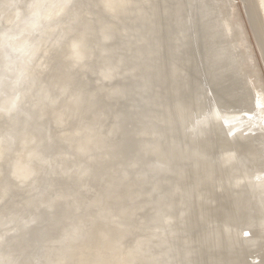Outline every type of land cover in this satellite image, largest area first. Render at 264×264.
I'll return each mask as SVG.
<instances>
[{
	"label": "rangeland",
	"instance_id": "rangeland-1",
	"mask_svg": "<svg viewBox=\"0 0 264 264\" xmlns=\"http://www.w3.org/2000/svg\"><path fill=\"white\" fill-rule=\"evenodd\" d=\"M58 1L59 0H0V152L1 154H3V156L0 158V264H64L62 261L55 263L60 255L65 256V264H91V260L95 258V252L98 253L99 250H104L105 247H109L111 245V243L104 238H98L97 240L93 238V236L97 233V231L95 230H97L107 219H121L123 211L122 213L119 212H121V210L123 209L125 213L131 217V221H133V229L132 231L122 233L118 237L119 241H123L124 243L121 251L125 252V250L128 248L130 250L132 249L131 251L133 254H138L142 251H146L148 254L154 253L153 255H148L145 258L146 260L144 264H164L165 262H168V260L170 259L169 257L171 256L167 255L169 257L166 258V254L174 251V247H179L181 252L189 251V258L193 260V263L191 262V264H195V262L196 264H202V262L203 264H264V186H255L256 180L259 175L263 176L264 173V153H262L264 152V119H262L261 121V118H258V121L256 122H251L248 120L252 118L253 114L257 113L259 110H264L262 109L264 103L261 104V100H264V54L262 53L264 52V21L263 17L260 15L261 13L259 11V6L257 3L258 0H210L211 2L209 0H198V2L197 0H182L183 5H179L180 8L177 7L176 9L175 6H173L174 0H166L167 2L164 1L165 3L163 2V0H152V3H149L152 4L151 6L147 3L148 7H150L145 8V10L146 13L149 14L148 18L151 20V24L148 23L149 25H151V27L149 26V29H152L149 36L150 38L148 37V44L153 45V43H156L154 45L157 48L154 47L153 49L156 48L155 51L157 53L158 51H161V53L163 52L164 54H167L168 51H171L173 45H177L176 54H178V56H181H179V59H176L174 57H170L168 59L164 58V60H166V63H164V69L166 71H163V75L161 76V78L164 79L165 83L172 84L170 86H167L168 90L165 94L166 97L162 100V102H164H161L160 104L161 106H166H162L164 107L163 109L161 108L163 110V114L161 113L160 108L157 109V111H160H153L152 113H150L148 118L149 122L146 124H139L138 127L140 128L137 132L139 134L143 131L146 132V136L142 135V137L147 141L154 139V137L158 140L159 138H162L159 140L160 144L158 146V149L160 150V152L163 151L164 154L167 153V151H170L169 154L166 155L168 160H166L165 158L162 159L170 162L169 165L172 163V167L167 164V168L165 170V167L163 165L161 168L162 170L157 171V168L154 170V168H152L151 166L143 165L144 161H146L150 156L149 154H147L146 157L142 159L141 163H139L140 165L133 164V166L135 167H133V169L129 170L128 172L125 171V168L128 164H131L132 158H135L137 155L139 157L140 146L139 143L136 145L134 144L135 146H132L133 144H129L128 142L130 141V137L126 135L122 130V125H119V129V127L115 126L114 124H119L118 122L123 123L124 121L131 120L140 113L138 112V107H140L141 105V102L138 103L139 100L136 101V103H138L136 104L138 105V107L135 106L136 108H134V103H132L134 104L133 106L130 103V105L133 107L132 111L136 109L137 111H135L137 113H134L131 110L129 111L131 106L129 107V104L127 103L131 101L132 97L134 96L133 94L138 90L136 86H138L139 84H137V82L140 83L141 80L139 81L138 79H134L135 81H133V79L130 80L127 75H125L129 72H141V70L143 71L145 68L144 63L138 64V58L135 59L136 54L138 55V40L140 39V36H137L139 33L137 30L139 29H131V27L126 25L127 22L123 17L119 18V16H115L112 12L109 11L104 12L106 15V19L103 13L101 22L104 25H107L113 21L114 31L115 33L116 31H118V33L116 34L120 37L118 39L122 41V48L119 50L122 51L121 57L118 59L114 58L116 57V51L107 53V55L101 58L100 61L96 62V66L98 69V72L96 74L92 72L89 76L82 77L85 80L83 82V85H81V88L84 90L83 92H85V98L83 99L82 103L69 102L66 100V102L61 103L64 100L63 98H57L58 101L56 100L54 102L44 103L46 95L52 89L54 83L53 74L55 72L54 66L44 68L45 64L51 62L54 57L61 56L62 53L60 50H62L67 42L66 36L64 35H67L69 33L72 34L73 32H79L83 27V24L85 25L87 22H89L88 19H92V17L95 16L94 14L97 13V7L90 0H79L77 1V3H74L75 0H70L69 4L64 5L63 7H56ZM138 1L124 0V4L121 6L120 10H122L123 13L126 11L131 12L134 10L131 9V7L133 8L137 4L134 6H130V4L136 2L138 3ZM116 2L119 3V1L117 0ZM182 2L179 1L178 3L182 4ZM73 3L74 5H79V17L77 16V19L79 20L70 27H67L64 25V21L67 17H71L68 14H71L73 12V8L75 7ZM129 6L130 9L128 8ZM158 7L160 10L158 9ZM160 7H165L166 9H161ZM90 8L92 9V11ZM154 8L155 10H153ZM248 8L251 12L248 10ZM168 9H170V11ZM93 10H96L95 13ZM151 10H153L156 15ZM253 10L254 13H252ZM206 12L209 14H207ZM249 13L253 17L252 21V17L249 16ZM151 14L153 16V20ZM183 15H185L184 19ZM149 16H151V18ZM178 16H180L181 18ZM258 16L261 17V21ZM164 17L167 19H165ZM108 18L111 21H108ZM171 18L174 20V22L173 20H171ZM248 19H250V21ZM169 20L170 22L168 23ZM175 20L177 21V23L180 21V23H178V25H173V23L175 24ZM123 22L124 24H122ZM204 22H209L210 25H206ZM164 23L166 25H164ZM250 23H252V26L256 28L257 32L255 28H252ZM183 24H185L186 26ZM204 24L209 28V30L208 28L204 30V28H206L204 27ZM154 25H156V27ZM179 25H181L182 27ZM166 26L168 28H166ZM145 27L148 28V26L146 25ZM146 28H144V30H146ZM170 29L174 31L172 32L170 31ZM59 31H63L64 35L63 37L56 39L54 37V34ZM183 31L184 33L186 32L185 36ZM133 32L137 35H135ZM256 33L259 35H257ZM31 34L34 35L32 36ZM179 34L181 35L179 36ZM36 35H39L40 37H36ZM261 35L263 36V38ZM34 36L38 40L36 47H34L35 45L33 44H28V47L22 50L20 46L23 43L32 42L33 40L31 38ZM158 36L164 37L167 40L164 45H161V43L159 42V39H161V37ZM127 37H129V40H127ZM130 37L132 40L130 39ZM168 39L170 41H168ZM184 39L187 40L185 41ZM155 40L157 42H154ZM180 40L182 43L180 42ZM86 41L91 42L90 39ZM107 43L109 45L111 41ZM112 43L114 46L113 41ZM125 43L127 45L130 43V46H125ZM226 43L228 44L227 46ZM134 44H136L137 46ZM148 44L146 43V45ZM113 46L112 44H110L107 47ZM135 46L137 47V51L135 49ZM258 46H260L262 49L260 50V47ZM130 47L134 49L135 56L133 58L134 60H130V58L128 61L126 60V58L128 57H126L125 55L129 54L127 53L128 51L131 52L130 50H133ZM51 49L54 56L51 55ZM139 49H141V47ZM83 52H85L86 54L84 58L94 59V57L92 56L95 53H91L93 51H91L90 48L83 50ZM246 54L248 57L246 56ZM122 57L124 60H122ZM125 60L126 62H124ZM171 61H176V67L173 66V68H179L180 71L171 70L172 66L170 65V63H173ZM109 64L114 66L113 75H108L109 72L107 71V69ZM128 64L129 67L126 66ZM152 64L150 63V65ZM122 66L124 68H128L126 69L127 72L126 70H124V68L123 71H121ZM141 67L142 69L140 70L139 68ZM184 68L187 69L184 70ZM76 70V72L79 71V69ZM196 70H198V72L194 73L196 72ZM118 74L119 76H121L122 74H124L125 76L123 75L124 77H119ZM185 76L186 79H184ZM115 77L117 78V80ZM119 78H122V80H120ZM123 78L129 79L128 81L127 79H125L128 82V87L127 85H125L126 83ZM172 78H174L173 83H169L171 82L170 80ZM110 80H112V82H116L112 83ZM107 81L110 82L108 83ZM129 82H132L133 84L135 83L134 86H132L133 84ZM104 83L109 84L110 86L107 85L109 87H105L106 84L104 85ZM112 84H114V86H111ZM119 85L126 86L127 89L123 87L120 91L122 92V94L119 92L114 94L111 93L112 89L115 86ZM130 85L132 87L131 91L129 89L131 88ZM133 87H136V90L135 88L133 89ZM212 90L214 91L212 92ZM156 92H164V88L161 90L158 89L156 90ZM129 93L130 95H133L130 96L131 99H128L129 96H127L128 98H126V94L128 95ZM169 94L171 96H169ZM109 96L111 98H109ZM114 96L116 98L119 97V100L114 98ZM102 97L104 100L102 99ZM105 98H107V101ZM108 99H110L111 102ZM98 100L100 102H98ZM255 100L257 101L256 103ZM114 101H117L115 102L116 104L114 103ZM177 102H179L180 105H178ZM86 104H89L90 106V110L88 111V113H86V115H83V117V113H81V116H79V120L76 119L77 122L74 121L75 118H72L70 116V113L73 110L74 112H77L78 110L85 108V106L83 105ZM122 104H124V106H127L124 107ZM172 104L173 107H170L172 106ZM177 105L179 106V109L177 108ZM185 105H187V109L189 108L191 111L186 110V112ZM117 110L122 116L119 120L114 119V114L112 115V113ZM178 110L181 111L178 112ZM104 112L105 114L103 118L99 120L98 123H96L94 126H92V138L84 148V145L86 144L84 141L85 133L79 131L74 132L76 126L79 124L85 126L89 125L91 124L94 115ZM194 112L196 115L194 114ZM217 113L218 115L222 116L229 113H233L236 116L241 115L242 117L240 116L238 118L243 120V122L245 123L249 121L251 124L247 123L245 125L249 124L250 127L253 126V130L249 131L248 129V133L239 130L240 134L238 136L240 142L236 144L232 141L233 139L231 140L233 133L230 132V130L226 126H224L225 124L221 122L222 120L217 119ZM173 114L175 117H173ZM188 114H191L190 117L188 116ZM183 115L184 118L186 117L185 119L187 121L185 119H182ZM200 115L201 118L199 119ZM195 116L199 119V122L198 119H194ZM202 116L205 117V120L202 118ZM163 117H165L164 122L166 123L164 127L163 123L158 127L157 123H160L159 120L162 121ZM172 117L176 118V121ZM195 120L197 122H195ZM188 121L190 123H187ZM207 121L208 123L212 121L210 123H213L212 126L208 124ZM177 122L178 125H176ZM198 123L200 124L198 125ZM201 123L203 126L201 125ZM153 126H156L157 128H154ZM173 126L174 130H172ZM192 126H194V128ZM209 126L213 127L212 130ZM161 127H163L164 130L161 129ZM175 127H177V129H175ZM186 127L189 128L187 129ZM113 128L117 129V132H114V134H112V132L110 131ZM223 128L225 132L223 131ZM45 130L50 133V136L45 135ZM176 130L178 131L176 132ZM203 130L204 132L207 130L205 133L208 136L204 135L205 133L202 132ZM191 131L192 135L194 134L193 137L190 136ZM211 131L212 133H210ZM70 133L74 134H72L69 143L66 145L63 144L65 141V137ZM170 134L173 135L171 136ZM168 135H170V138L173 137V140L177 139L176 141L178 142V144H175L177 143L176 141L175 143L171 144L168 141ZM107 136L111 138V141H107ZM206 136L209 139L206 138ZM199 137L200 139L204 137V142L203 140L198 139ZM194 139L199 143L193 141ZM222 140L225 141V143H222ZM207 141L209 143H206ZM195 142L196 144L194 145ZM166 144L171 148H169V146H167ZM176 145L178 147H176ZM182 145L186 148H184ZM188 145H190L191 147H188ZM136 147L139 154H137ZM193 147H195L196 149L193 150L196 152H200L202 156L200 155V153H196L198 154V156H195L196 154L192 153L194 151L190 150V148ZM220 148L223 150H220ZM187 153L190 154L191 157H187ZM193 154L195 157L193 156ZM174 155H176L174 160H171L170 157L173 158ZM209 156L210 158H208ZM212 160L213 162H211ZM167 162H164V164H166ZM83 163L87 168H96L98 170V177H88L83 172ZM213 163L214 165H210ZM181 165L186 169L181 168ZM202 165L205 166L202 167ZM198 166H200V168ZM218 166L221 168L219 169ZM210 167L212 170L210 169ZM189 168L191 173H189L190 171H188ZM196 168L197 172L195 171ZM183 169L185 170L184 172ZM200 170H207V172L205 171L203 173L200 172ZM208 170L210 172V175L208 173ZM168 171H172L171 174H169ZM166 172L167 174H169L168 176H172V181H170V177H167L168 179L164 181L165 183L163 182V184L159 187H154L155 181H158L161 176L162 178L165 175L167 176ZM107 174H109L110 176L111 184L103 189L102 193L98 194L99 196H95L96 190L100 188L104 180L103 178ZM175 174L176 176L182 175L180 177H176V179L182 181L180 185L179 183H177L178 180L174 182V180H176L175 177H173L175 176ZM255 174L257 175L255 176ZM185 175L187 176V180H185ZM223 175L227 176V178ZM202 176L205 177L203 178ZM181 177L183 178V180L181 179ZM196 177L197 179L194 180ZM245 177L247 178L245 181H243L242 179ZM200 179L205 180L200 181ZM239 179L242 181L238 185V189V186H235L233 183ZM210 181L213 183H210ZM202 182L206 185L203 186L204 190L202 189V185H204L202 184ZM86 184H88V186H86ZM181 184L183 185L182 191ZM249 184L252 186V188L249 186ZM196 185H199V187ZM161 187H164L165 189ZM204 187H207V189ZM213 187H215L216 189ZM211 189L214 190L213 193H210V191L212 192ZM221 189H223V191ZM194 190L197 192L195 193ZM230 190H232V193H230ZM242 191L244 194L246 192L245 195L243 194V198L241 195ZM186 193H190L191 197H189L190 195L188 196V194ZM223 193L226 196H224ZM239 194L241 196H239ZM186 195L189 197L187 200L184 199ZM200 195L202 196L200 197ZM231 195H233L234 197ZM100 196L101 199L99 200L98 197L100 198ZM193 196L196 200H193ZM94 197H97V200ZM75 198L81 199L83 201H91L94 198L96 201L93 200V202H95L96 204L91 205L88 208L87 214L84 215L81 209H77L74 207L73 199ZM127 198H132V201L128 202V204L126 205V203L124 202L127 200ZM232 198L233 200L231 201ZM159 199L165 202H172L174 207L172 208L171 213L170 211H168L166 214L162 215V221L160 223H158L157 225L155 224L156 226H153V223L151 224L154 219H152V214L154 210H157L158 207L162 206L158 205ZM235 199L236 201H234ZM182 200L186 201V203L182 202ZM189 200H191L193 206L189 205L191 204ZM226 200L228 204L226 203ZM238 200H241V202H239ZM109 201L112 202L109 203ZM197 201L199 202L197 203ZM249 201L256 202H253L252 206H249ZM201 202L202 204H200ZM232 202L235 203L233 204ZM236 202L239 203L240 206H238ZM121 204L123 205L121 206ZM190 206L192 207V209L189 210ZM207 206L209 207L206 209ZM233 206L235 207V209ZM236 207H238L239 209ZM197 209H199V211ZM219 209H221L224 214ZM228 209L230 211H228ZM260 209H262L261 212H259ZM188 210L191 211V213H188ZM201 211L202 217H199ZM234 211L236 212L237 216ZM242 212H244L247 217L241 222L240 215L244 214ZM98 213L100 214V216L98 215ZM196 215L199 218H197V220L199 221L198 223L197 221H195V217H197ZM210 215H213V217H210ZM222 216H225V219L222 218ZM206 217L210 221H208ZM164 218L166 221L164 220ZM220 219H222V221ZM185 221L187 223H184ZM234 222L237 223L236 226ZM74 225L80 226V231L83 228L82 232L76 235L75 238L66 236ZM184 230L187 232H185ZM237 230H239V233L237 232ZM202 233H204V235ZM201 234L202 236H200ZM250 234L254 235L250 236ZM194 236L197 238H195ZM259 236L262 238L260 239ZM168 238L170 239V241H178L177 244H175L174 242L172 243V241L169 242ZM235 238L238 239L236 240ZM209 240L211 241L210 243ZM216 241L218 242L216 243ZM185 242L189 245L186 246V244H184ZM190 242L194 244L191 245ZM259 242H262L263 244ZM163 243L168 246L166 247V245H163ZM179 243H183L184 246H181ZM215 244L217 247H214ZM52 245L54 247L52 250L54 251L51 255H49L48 259L45 260L43 254L44 250L48 249L49 246ZM164 249L166 252H164ZM167 250L169 251V253ZM203 250H205V252ZM124 252H120L121 256ZM108 253L109 251H105L103 253L107 262L108 260H110V255H108ZM160 258H162L163 260ZM243 258L244 263L242 260ZM164 259H167V261ZM170 260L169 262H171ZM205 260L206 263L204 262ZM179 262L185 263V261L183 260H180ZM173 263L175 264V262H173L172 260V262L168 264ZM176 263L178 264V262Z\"/></svg>",
	"mask_w": 264,
	"mask_h": 264
},
{
	"label": "bare ground",
	"instance_id": "bare-ground-1",
	"mask_svg": "<svg viewBox=\"0 0 264 264\" xmlns=\"http://www.w3.org/2000/svg\"><path fill=\"white\" fill-rule=\"evenodd\" d=\"M77 1H79V0H75L74 1V3H77ZM90 1H92V3H94L95 4V6L97 7V13L96 14H94L95 13V11H94V17H92V19L91 18H89L88 20H89V22H87L85 25L83 24V27L81 28V30L79 31V32H73L72 34L71 33H69V34H67V35H64L63 34V31H59V32H56L55 34H54V37L56 38V39H58V38H60V37H63V35L64 36H66V40H67V42H66V44H65V46L62 48V50H60L61 51V56H56V57H54V59L51 61V62H49V63H47V64H45V66H44V68H48V67H50V66H54V74H53V80H54V83H53V86H52V89L50 90V92L46 95V99H45V101H44V103L46 102V103H50V102H54V101H56L57 100V98H63L64 100L61 102V103H64V102H66V101H69V102H76V103H82L83 102V99L85 98V92H83L84 90L81 88V85H83V82L85 81L82 77H87V76H89L92 72L93 73H97L98 72V69H97V66H96V62H98V61H100V59L101 58H103L104 56H106L107 55V53H109V52H114V51H116V57H114L115 59H118V58H120L121 57V54H122V51H119L121 48H122V41L120 40V39H118V38H120L116 33H118V31H116V33H115V31H114V22L112 21V22H110L109 24H107V25H104L102 22H101V17H103V15L105 16V19H106V15H105V13L104 12H112L115 16H119V18L120 17H123L124 19H125V21L127 22V26H129V27H131V29L132 28H135V29H133V30H136L137 28L139 29V30H137L139 33H138V35L137 34H135L134 32V34L135 35H137V36H140V39L138 40V38H137V40L139 41L138 42V51H137V45L136 44H134V45H136L135 46V49H136V51L138 52V55L136 54V56L134 55L135 53H134V49L133 48H131V49H133V50H130L131 52H129L128 50H125V51H128L127 53H129V54H127V55H125L126 57H128V58H126V60H128L129 61V59L130 60H134L133 58H134V56H135V59L136 58H138L137 59V63L138 64H141V63H144L145 64V68H146V70H145V68H144V70L142 71L141 69H142V67L141 68H139L140 70H141V72H137V73H133V72H129V73H127V74H125V75H127V77L131 80V79H133V81H135L136 79H138L139 81L141 80V82L140 83H138L137 82V84H139L138 86H136L137 87V91H136V93H134V92H131V93H134L133 95L131 94L130 95V93L127 95L126 94V98H128L127 96H129V98L128 99H131L130 98V96H133L132 97V99H131V101H129L127 104H129L128 106L130 107L131 105L133 106L134 104V108H136V107H138V105H136V104H138L139 102H141V105H140V107H138V112H140L139 114H137L136 116H135V118H133V119H131V120H127V121H122L123 123H120V122H118L119 124H114L115 126H117V127H119V129H120V126L119 125H122V130L125 132V134L126 135H128L129 137H130V141L128 142L129 144H133L132 146H135L136 144H138L139 143V152H140V154H139V152H138V149H137V147H136V149H137V154H139V157H138V155L135 157V158H132V161H131V164H128L127 166H126V168H125V171H129V170H132L133 169V167H135V166H133V164L134 165H138L139 163H141V161H142V159L144 158V157H146V155L147 154H149L150 156H149V158L146 160V161H144V164L143 165H148V166H151L152 168H154V170L157 168V171H159V170H162L161 168H162V166L164 165V167H165V170H166V168H167V164L169 165V163L170 162H167V161H165V159L166 160H168V158H167V154H169V152L170 151H167V153H165L164 154V152L162 153V152H160V150L158 149V146H159V144H160V139H162V138H159V140L157 139V138H155L154 137V139H152V140H150V141H147V140H144V138L142 137V135L143 136H146V132H141L140 134L137 132L138 131V129L140 128V127H138V125L139 124H146V123H148L149 122V120H148V118H149V115H150V113H152L153 111H157V109H163L165 106L164 105H162V106H164V107H162L160 104H161V102H162V100L166 97V93H167V86H170V85H172V84H168V83H165V81H164V79H162L161 78V76L163 75V71H166L164 68H165V66H164V63H166V60H164V58L165 59H168V58H170V57H174V58H176V59H179V56H181V55H179L178 56V54H176V51H177V49H176V46L177 45H173V47L171 48V51H168V53L167 54H164L163 52V54L161 53V51H158V53L155 51V49L157 48L154 44H156V43H153V45H150V44H148L149 43V41H148V39L150 38L149 36H150V34H151V30L149 29V26L151 27V25H149L148 23H150L151 24V20L148 18V15L149 14H147L146 13V10H145V8H149L152 4H149V3H152V0H149V1H142V0H137L138 1V3L136 2V3H131L130 4V6H134V5H136L135 7H131V9H134L133 11H131V12H122V10H120L121 9V6L124 4V0H117V1H119V3L118 2H116V0H90ZM98 1V2H97ZM162 1V0H161ZM164 1H166V0H163V2ZM167 1H169V0H167ZM166 1V2H167ZM179 1H181L182 2V0H174V5L173 6H175V9L177 8V7H179V5L180 6H182L183 5V2H182V4H180V3H178ZM188 1V0H187ZM186 1V2H187ZM190 1V0H189ZM192 1V0H191ZM210 1V0H209ZM259 1V2H258ZM257 1V3H258V6H259V11H260V15L263 17V21H264V0H258ZM69 2H70V0H59L58 2H57V4H56V7H59V6H61V7H63L64 5H67V4H69ZM73 2V1H72ZM158 2V1H157ZM194 2V1H193ZM197 2H198V0H197ZM211 2V1H210ZM251 2V1H250ZM256 2V1H255ZM74 3H73V5H74ZM150 5L149 7H148V4ZM154 3V2H153ZM162 3V2H161ZM165 3V2H164ZM249 3V2H248ZM72 4V3H71ZM155 4V3H154ZM168 4V3H167ZM209 4V3H208ZM248 5V4H247ZM75 7L73 8V12L71 13V14H68V15H70L71 17H67L66 19H65V21H64V25L65 26H67V27H70L71 25H73L74 23H76V22H78V20L79 19H77V16H78V14H79V11H80V9H78V7H79V5L78 4H76V5H74ZM130 6L128 7L129 9H130ZM156 6H157V4H156ZM159 6V5H158ZM249 6V5H248ZM125 7H127V6H125ZM124 7V8H125ZM153 7V6H152ZM194 7V6H193ZM202 7V6H201ZM247 7V6H246ZM251 7V6H250ZM92 8V7H91ZM90 8V9H91ZM161 8V7H160ZM165 8V7H164ZM164 8H161V9H164ZM173 8V7H172ZM171 8V9H172ZM180 8V7H179ZM178 8V9H179ZM199 8V7H198ZM231 8V7H230ZM157 9V8H156ZM158 9H159V7H158ZM166 9V8H165ZM187 9V8H186ZM194 9V8H193ZM206 9V8H205ZM232 9V8H231ZM233 9H234V7H233ZM246 9V8H245ZM255 9V8H254ZM148 10H150V9H148ZM147 10V11H148ZM153 10H155V8L153 9ZM153 10H151L152 12H153ZM160 10V9H159ZM169 11H170V9H168ZM210 10V9H209ZM212 10V9H211ZM248 10L250 11V9L248 8ZM88 11V10H87ZM91 11H92V9H91ZM164 11V10H163ZM167 11V10H166ZM182 11V10H181ZM258 11V10H257ZM162 12V11H161ZM251 12V11H250ZM91 13V12H90ZM104 13V14H103ZM154 14H155V12H153ZM166 13V12H165ZM182 13V12H181ZM207 13V12H206ZM217 13V12H216ZM248 13V12H247ZM252 13H254V10H253V12ZM257 13V12H256ZM255 13V14H256ZM103 14V15H102ZM153 14V15H154ZM163 14V13H162ZM207 14H209V13H207ZM258 14V15H259ZM156 15V14H155ZM168 15V14H167ZM180 15V14H179ZM191 15V14H190ZM151 16H152V14H151ZM151 16H149L150 18H151ZM176 16V15H175ZM249 16H251L250 15V13H249ZM248 16V17H249ZM79 17V16H78ZM107 17H108V14H107ZM158 17V16H157ZM178 17H180V16H178ZM184 17H185V15H183V19H184ZM203 17V16H202ZM206 17V16H205ZM205 17H204V19H205ZM219 17V16H218ZM237 17V16H236ZM247 17V18H248ZM252 17V16H251ZM250 17V18H251ZM259 17V16H258ZM86 18V17H85ZM165 18V17H164ZM175 18V17H174ZM181 18V17H180ZM207 18V17H206ZM217 18V17H216ZM220 18V17H219ZM260 18V21H261V17H259ZM258 18V19H259ZM82 19H83V17H82ZM104 19V18H103ZM155 19V18H154ZM165 19H167V18H165ZM169 19V18H168ZM178 19V18H177ZM200 19V18H199ZM150 22H149V21ZM152 20H153V16H152ZM171 20H173L172 18H171ZM180 20V19H179ZM232 20V19H231ZM249 21H250V19H248ZM253 20V17L251 18V21ZM108 21H111V20H109V18H108ZM146 21H147V23H146ZM161 21H163V20H161ZM161 21H158V22H161ZM185 21V20H184ZM198 21V20H197ZM207 21H208V19H207ZM212 21V20H211ZM210 21V22H211ZM217 21V20H216ZM256 21V20H255ZM254 21V22H255ZM258 21V20H257ZM170 22V20L168 21V23ZM172 22V21H171ZM173 22H174V20H173ZM172 22V23H173ZM154 23H156V22H154ZM167 23V22H166ZM168 23H167V25H168ZM178 23H180V21L178 22ZM178 23H177V21L175 20V24L173 23V25H178ZM182 23H185V22H182ZM202 23V22H201ZM205 23V22H204ZM122 24H124V22L122 23ZM206 25H208L209 24V22L207 23H205ZM204 24V25H205ZM251 24V26H252V23H250ZM119 25H120V23H119ZM145 25L146 26H148V28H146L145 27ZM152 25H153V22H152ZM164 25H166L165 23H164ZM183 25H185V24H183ZM206 25L204 26V27H206ZM210 25V24H209ZM214 25V24H213ZM257 25V24H256ZM155 27H156V25H154ZM169 26V25H168ZM179 26H181V25H179ZM186 26V25H185ZM262 26H263V24H262ZM159 27V26H158ZM175 27H177V26H175ZM182 27V26H181ZM144 28H146V30H144ZM163 28V27H162ZM166 28H168L167 26H166ZM170 28V27H169ZM174 28V27H173ZM186 28V27H185ZM208 27H206V28H204V30L205 29H207ZM252 28H255V27H253L252 26ZM259 28V27H258ZM260 28H261V26H260ZM159 29V28H158ZM179 29V28H178ZM263 29H264V27H263ZM165 30V29H164ZM167 30V29H166ZM185 30V29H184ZM187 30V29H186ZM208 30H209V28H208ZM255 30H256V28H255ZM136 31V32H137ZM154 31V30H153ZM155 31H156V29H155ZM170 31H172L171 29H170ZM174 31V30H173ZM172 31V32H173ZM177 31V30H176ZM260 31V30H259ZM71 32V31H70ZM143 32V33H142ZM182 32V31H181ZM188 32V31H187ZM212 32V31H211ZM227 32V31H226ZM256 32H257V30H256ZM263 32V31H262ZM157 33V32H156ZM164 33V32H163ZM167 33H169V32H167ZM183 33H184V31H183ZM201 33V32H200ZM254 33H255V31H254ZM177 34V33H176ZM185 34H186V32L184 33V36H185ZM257 34V33H256ZM255 34V35H256ZM261 34V33H260ZM32 35V34H31ZM31 35H29V36H31ZM34 35V34H33ZM32 35V36H33ZM40 35V34H39ZM39 35H36V37H40ZM133 35V34H132ZM164 35V34H163ZM181 34H179V36H180ZM202 35V34H201ZM227 35V34H226ZM257 35H259V34H257ZM152 36V35H151ZM173 36V35H172ZM183 36V35H182ZM262 36V35H261ZM149 37V38H148ZM158 37H161V36H158ZM199 37V36H198ZM207 37H208V35H207ZM128 39L127 40H129V37H127ZM133 38V37H132ZM179 38V37H178ZM184 38V37H183ZM229 38V37H228ZM240 38V37H239ZM262 38H263V36H262ZM33 41L32 42H29V43H23L20 47L22 48V50L23 49H26L27 47H28V44H33V45H35L34 47H36V45H37V42H38V40H37V38H35V36L34 37H32L31 38ZM36 39V40H35ZM82 39V40H81ZM88 39H90L91 40V42L89 41H86V40H88ZM130 39H131V37H130ZM170 39V38H169ZM168 39V41H170ZM124 40V39H123ZM132 40V39H131ZM133 40H134V38H133ZM153 40H154V37H153ZM153 40H151V41H153ZM185 41L187 40V39H184ZM109 41H111V43L110 44H112V46H113V43H112V41L114 42V46L113 47H107V46H109L108 45V43L107 42H109ZM135 41V40H134ZM166 39L164 38V37H161V39H159V42L161 43V45L163 44H165L166 43ZM189 41V40H188ZM195 41V40H194ZM199 41V40H198ZM226 41V40H225ZM154 42H157L156 40L154 41ZM180 42H181V40H180ZM260 42V41H259ZM262 42V41H261ZM131 43V42H130ZM130 43L128 44L129 46H130ZM146 43L148 44V45H146ZM159 43V44H160ZM168 43H170V42H168ZM182 43V42H181ZM207 43V42H206ZM178 44V43H177ZM260 44V43H259ZM59 45V44H58ZM127 44L125 43V46H126ZM127 45V46H128ZM158 45V44H157ZM171 45V44H170ZM228 44L226 43V46H227ZM132 46H133V43H132ZM198 46V45H197ZM206 46V45H205ZM141 47V49H139ZM154 47H156L155 49H153ZM161 47V46H160ZM225 47V46H224ZM258 47H260V46H258ZM257 47V48H258ZM90 48V50L91 51H93V52H91V53H95L92 57H94V59H89V58H84V56L86 55L85 54V52H83V50H86V49H89ZM129 48V49H130ZM143 48V49H142ZM159 48V47H158ZM165 48V47H164ZM173 48H175V49H173ZM203 48V47H202ZM52 49H54V48H52ZM52 49L50 50V52L52 53ZM127 49H128V47H127ZM160 49V48H159ZM162 49V48H161ZM260 50L262 49L261 47L259 48ZM170 50V49H169ZM59 51V50H58ZM124 51V52H125ZM135 51V52H136ZM163 51H165V50H163ZM156 52V53H155ZM209 52V51H208ZM260 52H262V51H260ZM204 53V52H203ZM263 54H264V52H262ZM261 53V54H262ZM158 54V55H157ZM239 54V53H238ZM241 54V53H240ZM52 56H54L53 55V53L51 54ZM112 55V54H111ZM125 56H123V57H125ZM188 56V55H187ZM228 56V55H227ZM246 56H247V54H246ZM263 56V55H262ZM262 56H260V57H262ZM123 57H122V60H124L123 59ZM248 57V56H247ZM182 58V57H181ZM263 58H264V56H263ZM205 59V58H204ZM93 60V61H92ZM126 60L124 61V62H126ZM189 60V59H188ZM136 61V60H135ZM211 61V60H210ZM263 61H264V59H263ZM122 62V61H121ZM123 62V63H124ZM148 62V63H147ZM171 62H173V61H171ZM193 62V61H192ZM123 63H121V64H123ZM130 63V62H129ZM150 63L152 64V63H156V64H152V65H154V66H152V65H150ZM205 63H206V61H205ZM93 64V65H92ZM127 64V63H126ZM163 64V65H162ZM215 64V63H214ZM131 65H134V64H131ZM136 65V64H135ZM170 65L172 66V68H171V70L172 71H180V69L179 68H173V66L174 67H176V61L175 62H173L172 64L170 63ZM124 66V65H123ZM122 66V70L121 71H123V67ZM126 66H128L129 67V64L128 65H126ZM141 66V65H140ZM139 66V67H140ZM138 67V66H137ZM169 68H170V66H169ZM199 68V67H198ZM216 68V67H215ZM76 69H79V71L78 72H76L77 70ZM126 69H128L127 67L126 68H124V70H126ZM187 69V68H186ZM185 68H184V70H186ZM206 69V68H205ZM114 66L113 65H111V64H109V66H108V69H107V71L109 72L108 73V75H113V73H114ZM198 70H200V69H198ZM198 70H196V72H194V73H197L198 72ZM126 72H127V70H126ZM167 72H168V70H167ZM166 72V73H167ZM74 73V74H73ZM125 73V72H124ZM180 73V72H179ZM179 73H177V74H179ZM193 73V74H194ZM212 73V72H211ZM176 74V75H177ZM217 74H218V72H217ZM124 74H122L121 76H123ZM124 75V76H125ZM183 75V74H182ZM187 75V74H186ZM190 75H191V73H190ZM118 76H119V74H118ZM118 76H116V77H118ZM121 76H119V77H121ZM123 76V77H124ZM170 76V75H169ZM172 76V75H171ZM115 77V78H116ZM179 77V76H178ZM189 77V76H188ZM114 78V79H115ZM202 78V77H201ZM90 79V78H89ZM120 79V78H119ZM124 80L125 79H127V78H123ZM129 79H127V81L129 80ZM135 79V80H134ZM167 79V78H166ZM181 79V78H180ZM184 79H186V76H185V78ZM197 79V78H196ZM199 79H200V77H199ZM204 79V78H203ZM248 79H250V78H248ZM260 79V78H259ZM113 80V79H112ZM112 80H110L111 82H112ZM116 80H117V78H116ZM120 80H122V78L120 79ZM212 80V79H211ZM223 80V79H222ZM109 81V82H110ZM126 80H125V85H127V82ZM168 81V80H167ZM171 82H169V83H173V81H174V78H172L171 80H170ZM108 82V81H107ZM108 82V83H109ZM116 81H113L112 83H115ZM179 82V81H178ZM187 82V81H186ZM216 82V81H215ZM240 82V81H239ZM129 83H132V82H129ZM176 83V82H175ZM219 83V82H218ZM245 83V82H244ZM106 83H104V85H105ZM117 84H119V83H117ZM133 84V83H132ZM135 84V83H134ZM134 84L132 85V86H134ZM252 84V83H251ZM99 85V84H98ZM103 85V86H104ZM107 85H109V84H106V86L105 87H109V86H107ZM116 85V84H115ZM177 85V84H176ZM226 85V84H225ZM111 86H114V84H112ZM129 85H127V87H128ZM191 86H192V84H191ZM209 86V85H208ZM235 86V85H234ZM123 87H125V89H127L126 88V86H123V85H119V86H115L113 89H112V91H111V93H121L122 94V92H120L121 90H122V88ZM130 87H131V85H130ZM136 87H133V89L135 88V90H136ZM263 87V86H262ZM157 88V89H156ZM164 88V92H159V93H157L156 92V90H158V89H163ZM191 88V87H190ZM198 88V87H197ZM210 88V87H209ZM217 88V87H216ZM225 88H227V87H225ZM264 88V87H263ZM130 89V91H131V89H132V87L131 88H129ZM128 89V90H129ZM165 89H166V91H165ZM221 89V88H220ZM210 90V89H209ZM225 90V89H224ZM228 90V89H227ZM226 90V91H227ZM231 90V89H230ZM127 91V90H126ZM196 91V90H195ZM214 90H212V92H213ZM233 91H234V89H233ZM253 91V90H252ZM187 92V91H186ZM190 92V91H189ZM255 92V91H254ZM128 93V92H127ZM171 93H173V92H171ZM170 93V94H171ZM218 93V92H217ZM228 93V92H227ZM233 93V92H232ZM257 93V92H256ZM169 94V96H171ZM175 94V93H174ZM183 94V93H182ZM213 94V93H212ZM259 94V93H258ZM118 95V94H117ZM124 95H125V92H124ZM200 95V94H199ZM198 95V96H199ZM210 95V94H209ZM216 95V94H215ZM229 95V94H228ZM260 95V94H259ZM264 95V94H263ZM179 96V95H178ZM98 97V96H97ZM206 97V96H205ZM218 97V96H217ZM226 97V96H225ZM101 98V97H100ZM109 98H111L110 96H109ZM113 98V97H112ZM114 98H116L115 96H114ZM123 98V97H122ZM175 98V97H174ZM231 98V97H230ZM256 98V97H255ZM102 99H103V97H102ZM106 99V101H107V98H105ZM116 99H118L119 100V97H117ZM121 99V98H120ZM172 99V98H171ZM198 99V98H197ZM209 99V98H208ZM219 99V98H218ZM227 99V98H226ZM225 99V100H226ZM233 99V98H232ZM66 100V101H65ZM104 100V99H103ZM109 101H110V99H108ZM139 100V101H138ZM185 100H186V98H185ZM188 100V99H187ZM196 100V99H195ZM238 100V99H237ZM240 100V99H239ZM58 101V100H57ZM136 101H138V103H136ZM207 101V100H206ZM262 102H261V104H263L264 103V100H261ZM98 102H100L99 100H98ZM103 102V101H102ZM111 102V101H110ZM112 102H113V100H112ZM115 102H117V101H114V103ZM164 102V101H163ZM162 102V103H163ZM168 102V101H167ZM212 102V101H211ZM224 102V101H223ZM257 101L255 100V103H256ZM259 102V101H258ZM119 103V102H118ZM130 103H131V105H130ZM132 103H134V104H132ZM116 104V103H115ZM126 104V103H125ZM174 104V103H173ZM173 104H172V106H170V107H173ZM177 104L178 105H180L179 104V102H177ZM253 104V103H252ZM258 104H260V103H258ZM123 106H124V104H122ZM177 105V106H178ZM183 105V104H182ZM181 105V106H182ZM217 105V104H216ZM223 105V104H222ZM83 106H85V108H83V109H80V110H78L77 112H74V110L70 113V116L72 117V118H75V120L74 121H76V119L77 120H79V116H81L80 114L81 113H83L82 114V117H83V115H86V113H88V111L90 110V106H89V104H86V105H83ZM127 106V105H126ZM126 106H124V107H126ZM130 107V109H129V111L131 110H133L132 108L133 107ZM136 106V107H135ZM176 106V107H177ZM186 106V108H185V111L186 110H189V111H191L189 108L187 109V105H185ZM184 106V107H185ZM240 106V105H239ZM256 106V105H255ZM169 107V108H170ZM184 107H182V108H184ZM178 109H179V106L177 107ZM257 108V107H256ZM124 109H127V108H124ZM161 109V113L163 112V110ZM171 109H173V108H171ZM262 109H264V106H263V108ZM136 110V109H135ZM132 111V112H134V113H137L136 111ZM212 110V109H211ZM158 111H160V110H158ZM157 111V112H158ZM168 111H169V109H168ZM179 111H181V110H178V112ZM106 112V111H105ZM105 112L104 113H99V114H97V115H94L93 116V119H92V122H91V124H89V125H81V124H79V125H77L76 126V128H75V130H74V132H77V131H79V132H84L85 133V139H84V141H85V145H84V148L87 146V143L89 142V140L92 138L91 137V128H92V126H94L96 123H98V121L99 120H101L102 118H103V116H104V114H105ZM187 112V111H186ZM196 112V111H195ZM195 112H194V114H195ZM200 112V111H199ZM198 112V113H199ZM212 112V111H211ZM133 113V114H134ZM114 114V115H113ZM163 114V113H162ZM183 114V113H182ZM187 114V113H186ZM192 114V113H191ZM191 114H188V116L190 117V115ZM200 114V113H199ZM202 114V113H201ZM112 115H113V117H114V119H117V120H119L122 116H121V114L118 112V110L117 111H114L113 113H112ZM130 115V114H129ZM185 115V114H184ZM184 115H183V118L182 119H185L184 118ZM196 115V114H195ZM211 115V114H210ZM217 115H218V113H217ZM198 116V115H197ZM241 115H239V116H236L235 114H224V116H222V115H218V117H217V119H220V120H222L221 122H223V124H225L224 126H226L229 130H230V132H232L233 133V136L231 137V140L234 142V143H236V144H238L240 141H239V134H240V131H243V132H247L248 133V129H249V131H252L253 129H252V127H250V125L249 124H251L249 121H251V122H256V121H258V118H261V121H262V119H264V110L263 111H258L257 113H255V114H253V116H252V118H250V119H248L249 121H247V123H249L248 125H245V124H247V123H245V122H243V120H241V119H239L238 117H240ZM173 117H175L174 116V114H173ZM172 117V118H173ZM177 117V116H176ZM242 117V116H241ZM201 118V115L199 116V119ZM202 118L204 119L205 117L204 116H202ZM174 120L176 119V118H173ZM193 119V118H192ZM194 119H198L196 116L194 117ZM199 119H198V122H199ZM148 120V121H147ZM164 120H165V117H163L162 118V121L161 120H159V122L160 123H157L158 124V127H159V125H162V123H163V127H164V125H165V123L166 122H164ZM178 120V119H177ZM186 120V119H185ZM202 120V119H201ZM205 120V119H204ZM176 121V120H175ZM187 121V120H186ZM192 121H194V120H192ZM219 121V120H218ZM217 121V122H218ZM77 122V121H76ZM174 122V121H173ZM195 122H197L196 120H195ZM195 122H193V123H195ZM212 122V121H211ZM210 122V123H211ZM216 122V121H215ZM151 123V122H150ZM155 123V122H154ZM186 123V122H185ZM187 123H190L189 121L187 122ZM186 123V124H187ZM193 123H192V125H193ZM204 123V122H203ZM207 123H208V121H207ZM210 123H208V124H210ZM200 123H198V125H199ZM213 124V123H212ZM212 124H210L211 126H212ZM155 125V124H154ZM174 125V124H173ZM176 125H178V122H177V124ZM201 125H202V123H201ZM200 125V126H201ZM220 125V124H219ZM258 125V124H257ZM262 125V124H261ZM114 126V127H115ZM157 126V125H156ZM156 126H153L154 128H157ZM180 126V125H179ZM187 126V125H186ZM195 126V125H194ZM194 126H192L193 128H194ZM203 126V125H202ZM163 127H161V129H163ZM167 127V126H166ZM178 127V126H177ZM177 127H175V129H177ZM210 127V126H209ZM261 127V126H260ZM170 128H171V126H170ZM169 128V129H170ZM185 128V127H184ZM187 128V127H186ZM189 128V127H188ZM187 128V129H188ZM212 128L213 127H210V129L212 130ZM105 129V128H104ZM160 129V128H159ZM179 129H180V127H179ZM178 129V130H179ZM201 129V128H200ZM258 129H259V127H258ZM164 130V129H163ZM172 130H174V126H173V129ZM178 130H176V132L178 131ZM192 130V129H191ZM240 130V131H239ZM257 130V129H256ZM105 131V130H104ZM111 132H112V134H114V132H117V129L116 128H113V129H111L110 130ZM196 131V130H195ZM207 131V130H206ZM205 131V132H206ZM223 131H224V128H223ZM222 131V132H223ZM260 131V130H259ZM45 132V135L46 136H50V133H48V131L47 130H45L44 131ZM170 132H171V130H170ZM202 132H204V130L202 131ZM204 132V133H205ZM209 132V131H208ZM217 132V131H216ZM225 132V131H224ZM229 132V131H228ZM193 133H194V130H193ZM210 133H212V131L210 132ZM72 134H74V133H70V134H67V136L65 137V141H64V143L63 144H68L69 143V140H70V138L72 137ZM124 134V135H125ZM138 136H137V135ZM150 134V133H149ZM174 134V133H173ZM172 134V135H173ZM190 134V133H189ZM202 134V133H201ZM109 135H110V133H109ZM108 135V136H109ZM123 135V136H124ZM167 135V134H166ZM171 135V134H170ZM170 135H168V137L170 136ZM171 135V136H172ZM186 135H188V134H186ZM194 135V134H193ZM193 135H192V131H191V135L190 136H192L193 137ZM196 135V134H195ZM203 135V134H202ZM204 135H207L206 133L204 134ZM203 135V136H204ZM228 135H229V133H228ZM107 136V141H109L111 138L110 137H108ZM161 136V135H160ZM164 136V135H163ZM184 136V135H183ZM190 136H188V137H190ZM199 136H200V134H199ZM208 136V135H207ZM206 136V138H208ZM235 136H237V137H235ZM127 137V136H126ZM196 137V136H195ZM194 137V138H195ZM182 138V137H181ZM202 138V137H201ZM258 138V137H257ZM165 139H167V138H165ZM190 139V138H189ZM196 139V138H195ZM193 140V141H196V140ZM198 139H200V137L198 138ZM204 139V137L202 138V139H200V140H203ZM209 139V138H208ZM229 139V138H228ZM256 139V138H255ZM254 139V140H255ZM177 140V139H176ZM176 140H173V137L172 138H170L169 137V139H168V141L172 144V143H175V141ZM226 140V139H225ZM230 140V139H229ZM242 140V139H241ZM246 140V139H245ZM111 141V140H110ZM167 141V140H166ZM167 141V142H168ZM192 141V140H191ZM192 141V142H193ZM223 141V140H222ZM249 141V140H248ZM177 142V141H176ZM196 142H198V141H196ZM196 142L194 143V145L196 144ZM201 142V141H200ZM203 142H204V140H203ZM254 142V141H253ZM259 142V141H258ZM111 143V142H110ZM116 143V142H115ZM199 143V142H198ZM206 143H209L208 141L206 142ZM222 143H225V141H223ZM233 143V144H234ZM135 144V145H134ZM168 144V143H167ZM166 144V145H167ZM175 144H178V142L177 143H175ZM175 144H173V145H175ZM202 144V143H201ZM249 144V143H248ZM262 144V143H261ZM173 145H171V146H173ZM184 145V144H183ZM182 145V146H183ZM167 146H169V145H167ZM186 146V145H185ZM214 146V145H213ZM217 146V145H216ZM220 146V145H219ZM264 146V145H263ZM176 147H178L177 145H176ZM184 147V146H183ZM188 147H191L190 145H188ZM211 147V146H210ZM224 147V146H223ZM245 147V146H244ZM253 147V146H252ZM251 147V148H252ZM169 148H171L170 146H169ZM175 148V147H174ZM184 148H186V147H184ZM183 148V149H184ZM234 148V147H233ZM76 149V148H75ZM167 149V148H166ZM196 150L195 149V147H193V148H190V150L191 151H194V150ZM209 149V148H208ZM244 149V148H243ZM200 150V149H199ZM212 150V149H211ZM220 150H223V149H221L220 148ZM255 150V149H254ZM166 151V150H165ZM179 151V150H178ZM177 151V152H178ZM190 151V152H191ZM232 151V150H231ZM239 151V150H238ZM172 152V151H171ZM204 152V151H203ZM212 152V151H211ZM229 152V151H228ZM235 152V151H234ZM260 152H262V151H260ZM173 153V152H172ZM192 153H194V154H196V153H200V152H196V151H194V152H192ZM191 153V154H192ZM217 153H218V150H217ZM221 153V152H220ZM262 153H264V152H262ZM188 154V153H187ZM194 154H193V156H194ZM238 154V153H237ZM200 155H201V153H200ZM199 155V156H200ZM208 155V154H207ZM223 155V154H222ZM254 155V154H253ZM258 155V154H257ZM3 156V154H1V152H0V158ZM173 156V155H172ZM175 156L176 155H174V157L173 158H171L170 157V159L171 160H174V158H175ZM177 156H180V155H177ZM195 156H198V154H196ZM194 156V157H195ZM202 156V155H201ZM237 156V155H236ZM240 156V155H239ZM259 156V155H258ZM61 157V156H60ZM187 157H191V155L190 154H188V156ZM216 157V156H215ZM214 157V158H215ZM67 158V157H66ZM78 158V157H77ZM162 158H165V159H162ZM181 158V157H180ZM198 158H200V157H198ZM203 158H205V157H203ZM207 158V157H206ZM208 158H210V156L208 157ZM187 159V158H186ZM196 159V158H195ZM202 159V158H201ZM235 159H236V157H235ZM177 160H178V158H177ZM176 160V161H177ZM205 160H207V159H205ZM223 160V159H222ZM225 160V159H224ZM187 161V160H186ZM230 161V160H229ZM233 161V160H232ZM231 161V162H232ZM76 162V161H75ZM164 162H167L166 164H164ZM172 162V161H171ZM174 162V161H173ZM188 162V161H187ZM197 162V161H196ZM209 162V161H208ZM211 162H213V160L211 161ZM222 162V161H221ZM221 162H219V163H221ZM235 162V161H234ZM239 162V161H238ZM50 163V162H49ZM71 163V162H70ZM195 163V162H194ZM218 163V164H219ZM172 164V163H171ZM169 165L170 167H172V165ZM178 164V163H177ZM248 164V163H247ZM260 164V163H259ZM52 165H54V164H52ZM51 165V166H52ZM108 165V164H107ZM140 165V164H139ZM173 165H174V163H173ZM205 165H209V164H205ZM205 165H202V167L203 166H205ZM210 165H214V163L213 164H210ZM82 166H83V172L88 176V177H90V178H96V177H98V170L96 169V168H87L86 166H84V163L82 164ZM125 166V165H124ZM186 166V165H185ZM201 166V165H200ZM200 166H198L199 168H200ZM237 166V165H236ZM240 166V165H239ZM47 167H48V165H47ZM53 167V166H52ZM113 167V166H112ZM163 167V168H164ZM177 167V166H176ZM187 167V166H186ZM208 167V166H207ZM217 167V166H216ZM219 167V166H218ZM256 167V166H255ZM169 168V167H168ZM181 168H184V169H186L185 167H182V165H181ZM180 168V169H181ZM221 167H219V169H220ZM46 169V168H45ZM143 169V168H142ZM170 169V168H169ZM179 169V168H178ZM183 169V172L185 171ZM202 169V168H201ZM210 169H211V167H210ZM230 169V168H229ZM238 169V168H237ZM250 169V168H249ZM259 169V168H258ZM62 170V169H61ZM195 170V169H194ZM194 170H192V171H194ZM203 170V169H202ZM202 170H200V172H207V170H205V171H202ZM212 170V169H211ZM233 170H235V169H233ZM251 170V169H250ZM175 171V170H174ZM187 171V170H186ZM188 171H190V168H189V170ZM196 172H197V168H196V170H195ZM216 171V170H215ZM226 171V170H225ZM172 172V171H171ZM171 172H169L168 171V173L169 174H171ZM212 172V171H211ZM235 172V171H234ZM156 173V172H155ZM154 173V174H155ZM164 173V172H163ZM189 173H191V171L189 172ZM199 173V172H198ZM208 173H209V175H210V172H209V170H208ZM228 173V172H227ZM257 173V172H256ZM258 173H260V172H258ZM166 174H167V172H166ZM169 174H167V176L165 175V176H163V178H162V176H161V178L160 179H158V181H155V184H154V187H159V186H161L162 184H163V182L164 181H166L169 177L171 178L172 176H168ZM173 174V173H172ZM187 174H188V172H187ZM186 174V175H187ZM194 174V173H193ZM200 174V173H199ZM226 174V173H225ZM229 174V173H228ZM234 174V173H233ZM178 175V174H177ZM180 175V174H179ZM185 175V176H186ZM201 175V174H200ZM208 175V174H207ZM217 175H218V173H217ZM227 175V174H226ZM244 175V174H243ZM257 174H255V176H256ZM180 176H182V175H180ZM180 176H176V174H175V176H173V177H175V179H176V177H180ZM188 176V175H187ZM187 176H186V179L185 180H187ZM192 176V175H191ZM215 176V175H214ZM222 176V175H221ZM221 176H219V177H221ZM224 176V175H223ZM248 176H251V175H248ZM247 176V177H248ZM252 176H253V174H252ZM254 176V177H255ZM157 177V176H156ZM168 177V178H167ZM203 177V176H202ZM205 177V176H204ZM203 177V178H204ZM209 177V176H208ZM224 177H226L227 178V176H224ZM223 177V178H224ZM247 177H245V178H243L242 180L243 181H245L246 180V178ZM192 178V177H191ZM207 178V177H206ZM205 178V179H206ZM215 178H217V177H215ZM235 178V177H234ZM104 180H103V182H102V184H101V186H100V188H98L97 190H96V192H95V196H99L98 194L99 193H102V191H103V189H105L106 187H108L111 183V180H110V176H109V174H107V175H105V177L103 178ZM181 179L183 180V178L181 177ZM197 179V177L194 179V180H196ZM199 179V178H198ZM204 179V180H205ZM229 179V178H228ZM174 180V179H173ZM178 179H176V180H174V182L175 181H177ZM203 180V179H202ZM201 179H200V181H202ZM203 180V181H204ZM218 180V179H217ZM222 180V179H221ZM242 180H236L233 184L235 185V186H238L239 184H240V182L242 181ZM170 181H172V178L170 179ZM179 181V182H178ZM177 181V183H179V185H180V183L182 182L181 180H178ZM191 181V180H190ZM207 181V180H206ZM224 181V180H223ZM209 182V181H208ZM217 182V181H216ZM255 182V181H254ZM253 182V183H254ZM165 183V182H164ZM188 183V182H187ZM190 183H192V182H190ZM206 183V182H205ZM210 183H213V182H211L210 181ZM251 183V182H250ZM176 184V183H175ZM184 184V183H183ZM202 184H204L203 182H202ZM209 184V183H208ZM246 184V183H245ZM171 185V184H170ZM177 185V184H176ZM179 185H177V186H179ZM190 185V184H189ZM216 185V184H215ZM233 185V186H234ZM256 185H258V186H264V173H263V176H260L259 175V177L257 178V180H256V183H255V186ZM86 186H88V184H86ZM182 184H181V191L183 190V188H182ZM196 186H198L199 187V185H196ZM203 186H206L205 184L204 185H202V189H203ZM208 186V185H207ZM218 186V185H217ZM226 186V185H225ZM229 186V185H228ZM227 186V187H228ZM246 186V185H245ZM249 186L252 188V186L249 184ZM180 187V186H179ZM191 187V186H190ZM189 187V188H190ZM197 187V188H198ZM209 187H210V185H209ZM241 187H242V185H241ZM244 187V186H243ZM161 188H164V187H161ZM204 188H206L207 189V187H204ZM213 188H215V187H213ZM217 188H219V187H217ZM224 188V187H223ZM264 188V187H263ZM165 189V188H164ZM188 189V188H187ZM196 189V188H195ZM216 189V188H215ZM234 189V188H233ZM238 189H239V186H238ZM248 189V188H247ZM163 190V189H162ZM184 190H185V188H184ZM204 190V189H203ZM212 190V189H211ZM222 191H223V189H221ZM240 190H241V188H240ZM239 190V191H240ZM258 190V189H257ZM256 190V191H257ZM145 191V190H144ZM170 191V190H169ZM189 191V190H188ZM195 191V190H194ZM208 191V190H207ZM210 191V190H209ZM213 191L214 190H212V192L210 191V193H213ZM217 191V190H216ZM236 191V190H235ZM244 191V190H243ZM243 191H242V198H243V196L246 194V192H245V194L243 193ZM250 191H251V189H250ZM259 191V190H258ZM98 192V193H97ZM184 192V191H183ZM197 191H195V193H196ZM200 192V191H199ZM146 193H148V192H146ZM201 193V192H200ZM199 193V194H200ZM230 193H232V190H230ZM251 193V192H250ZM262 193V192H261ZM186 194H188V196L189 197H191V194L190 193H186ZM209 194V193H208ZM221 194V193H220ZM224 194V193H223ZM236 194V193H235ZM237 194H238V192H237ZM244 194V195H243ZM248 194V193H247ZM196 195V194H195ZM206 195V194H205ZM214 195V194H213ZM219 195V194H218ZM234 195V194H233ZM233 195H231V196H233ZM240 194H239V196H241ZM177 196V195H176ZM187 195L184 197V199L185 200H187L189 197H188ZM202 195H200V197H201ZM224 196H226L225 194H224ZM230 196V197H231ZM182 197V196H181ZM221 197H223V196H221ZM234 197V196H233ZM253 197V196H252ZM262 197V196H261ZM95 198V197H94ZM93 198V200H95ZM154 198V197H153ZM193 198H194V196H193ZM197 198V197H196ZM245 198V197H244ZM260 198V197H259ZM98 199L100 200L101 199V196H100V198L98 197ZM202 199V198H201ZM223 199V198H222ZM240 199V198H239ZM74 200V207L75 208H77V209H81V211H82V213L85 215V214H87V212H88V208L91 206V205H95L96 203L95 202H93V200H91V201H83V200H81V199H77V198H75V199H73ZM97 200V199H96ZM95 200V201H96ZM174 200H175V198H174ZM193 200H196L195 198L193 199ZM207 200V199H206ZM213 200V199H212ZM233 200V198L231 199V201ZM244 200V199H243ZM242 200V201H243ZM263 200V199H262ZM130 201H132V198H127V200L124 202V203H126V205L128 204V202H130ZM190 201V203H191V200H189ZM202 201V200H201ZM211 201V200H210ZM224 201V200H223ZM234 201H236V199L234 200ZM239 201V200H238ZM97 202H99V201H97ZM112 201H109V203H111ZM182 202H185L186 203V201H184V200H182ZM188 202V201H187ZM196 202V201H195ZM199 201H197V203H198ZM216 202V201H215ZM222 202V201H221ZM239 202H241V200L239 201ZM244 202V201H243ZM245 202H246V200H245ZM253 202H256V201H253ZM253 202H251V201H249L248 202V204H249V206H252V204H253ZM258 202V201H257ZM189 203V202H188ZM207 203V202H206ZM226 203H227V200H226ZM230 203V202H229ZM233 203V202H232ZM235 203V202H234ZM233 203V204H234ZM237 203V202H236ZM196 204V203H195ZM200 204H202V202L200 203ZM209 204V203H208ZM228 204V203H227ZM231 204V203H230ZM246 204V203H245ZM257 204V203H256ZM262 204V203H261ZM123 204H121V206H122ZM125 205V204H124ZM158 205H162L161 207H158L157 208V210H154V212H153V214H152V219H153V221L151 222V224L153 223V226L156 224H158V223H160L161 221H162V215H164V214H166L168 211H170V213L172 212V208L174 207L173 206V204H172V202L170 203V202H165V201H162V200H160L159 199V203H158ZM189 205H192L193 206V204L191 203V204H189ZM204 205V204H203ZM206 205V204H205ZM210 205V204H209ZM237 205L238 206H240L239 205V203H237ZM241 205H242V203H241ZM248 206V205H247ZM143 207V206H142ZM201 207H203V206H201ZM209 206H207L206 207V209L208 208ZM213 207V206H212ZM234 207V206H233ZM257 207V206H256ZM264 207V206H263ZM195 208H197V207H195ZM217 208V207H216ZM223 208V207H222ZM236 208H238V207H236ZM242 208V207H241ZM244 208V207H243ZM250 208V207H249ZM261 208V207H260ZM190 209H192V207L190 206L189 207V210ZM218 209V208H217ZM234 209H235V207H234ZM239 209V208H238ZM247 209V208H246ZM259 209V208H258ZM188 210V211H189ZM193 210H194V208H193ZM198 211H199V209H197ZM204 210V209H203ZM220 211H222L221 209H219ZM261 210L262 209H260V211L259 212H261ZM122 211H123V213H122ZM228 211H230L229 209H228ZM227 211V212H228ZM240 211V210H239ZM206 212V211H205ZM209 212V211H208ZM213 212V211H212ZM235 212V211H234ZM241 212V211H240ZM250 212V211H249ZM119 213H122V216H121V219H119V220H117L116 218H110V219H107L97 230H95V231H97V233L93 236V238H95L96 240L99 238H104V239H106L107 241H109L110 243H111V245L109 246V247H105V251H109V253H108V255H110V260H108V262L105 260V256H104V250L102 249V250H99L98 251V253L97 252H95V258H93L91 261H92V263L91 264H144L145 263V258L148 256V255H153V254H148L146 251H142V252H139L138 254H133L132 253V249L130 250V249H126L125 250V252L124 251H121V249H122V246H124V243H123V241L121 242V241H119V236L122 234V233H124V232H128V231H132V229H133V221H131V217L128 215V214H126L125 213V211H124V209L123 210H121V212H119ZM188 213H191V211H189ZM187 213V214H188ZM202 211L200 212V214H199V217H202ZM207 213V212H206ZM215 213V212H214ZM219 213V212H218ZM222 213H223V211H222ZM229 213V212H228ZM233 213V212H232ZM242 213H244V212H242ZM251 213V212H250ZM250 213H249V215H250ZM118 214V213H117ZM116 214V215H117ZM194 214V213H193ZM196 214V213H195ZM213 214V213H212ZM224 214V213H223ZM230 214V213H229ZM235 214H236V212H235ZM241 214V213H240ZM254 214H255V212H254ZM258 214V213H257ZM256 214V215H257ZM98 215L100 216V214L98 213ZM208 215H209V213H208ZM214 215V214H213ZM213 215L211 216L210 215V217H213ZM248 215V216H249ZM191 216H194V215H191ZM197 216V215H196ZM220 216V215H219ZM227 216H228V214H227ZM232 216H233V214H232ZM236 216H237V214H236ZM252 216H253V214H252ZM255 216V215H254ZM260 216V215H259ZM186 217V216H185ZM216 217V216H215ZM246 215H245V213L244 214H241L240 215V221L242 222L243 220H245L246 219ZM262 217V216H261ZM192 218V217H191ZM197 218H198V216L197 217H195V221H197V223L199 222L198 220H197ZM222 218H224L225 219V216L223 217L222 216ZM238 218V217H237ZM257 218V217H256ZM57 219V218H56ZM149 219V218H148ZM180 219V218H179ZM182 219H184V218H182ZM189 219V218H188ZM187 219V220H188ZM199 219V218H198ZM202 219V218H201ZM205 219V218H204ZM203 219V220H204ZM206 219H208L207 217H206ZM211 219V218H210ZM215 219V218H214ZM213 219V220H214ZM227 219V218H226ZM235 219V218H234ZM249 219V218H248ZM259 219V218H258ZM261 219V218H260ZM164 220H165V218H164ZM186 220V219H185ZM221 221H222V219H220ZM228 220V219H227ZM226 220V221H227ZM237 220H239V219H237ZM166 221V220H165ZM208 221H210L209 219H208ZM235 221V220H234ZM239 221V222H240ZM250 221V220H249ZM248 221V222H249ZM252 221H254V220H252ZM251 221V222H252ZM217 222V221H216ZM228 222V221H227ZM247 222V223H248ZM259 222V221H258ZM263 222V221H262ZM184 223H187L186 221L184 222ZM183 223V224H184ZM207 223V222H206ZM64 224V223H63ZM189 224V223H188ZM202 224V223H201ZM205 224V223H204ZM231 224V223H230ZM234 224H235V226H236V222H234ZM62 225V224H61ZM155 225V226H156ZM190 225V224H189ZM193 225V224H192ZM191 225V226H192ZM218 225V224H217ZM246 225V224H245ZM263 225V224H262ZM186 226V225H185ZM210 226V225H209ZM233 226V225H232ZM179 227H183V226H179ZM187 227V226H186ZM206 227V226H205ZM204 227V228H205ZM208 227V226H207ZM219 227H221V226H219ZM225 227V226H224ZM241 227V226H240ZM262 227V226H261ZM80 226H77V225H74L71 229H70V231L67 233V235L66 236H71V237H74L75 238V236L76 235H78V234H80L81 232H82V230H83V228L81 229V231H80ZM190 228V227H189ZM233 228V227H232ZM239 228V227H238ZM242 228V227H241ZM247 228V227H246ZM170 229H172V228H170ZM176 229H178V228H176ZM180 229V228H179ZM194 229V228H193ZM198 229H200V228H198ZM197 229V230H198ZM253 229H255V228H253ZM257 229V228H256ZM181 230V229H180ZM202 230V229H201ZM200 230V231H201ZM216 230V229H215ZM221 230V229H220ZM185 231V230H184ZM189 231V230H188ZM191 231V230H190ZM236 231V230H235ZM239 230H237V232H238ZM242 231V230H241ZM248 231V230H247ZM185 232H187V231H185ZM192 232V231H191ZM190 232V233H191ZM214 232V231H213ZM212 232V233H213ZM218 232V231H217ZM229 232V231H228ZM237 232H235V233H237ZM263 232H264V230H263ZM262 232V233H263ZM226 233V232H225ZM225 233H223V234H225ZM230 233V232H229ZM239 233V232H238ZM139 234V233H138ZM192 234V233H191ZM195 234V233H194ZM203 235H204V233H202ZM202 234L200 235V236H202ZM232 234V233H231ZM255 234V233H254ZM254 234H250V236H252V235H254ZM261 234V233H260ZM193 235V234H192ZM207 235V234H206ZM229 235V234H228ZM233 235V234H232ZM246 235V234H245ZM58 236V235H57ZM142 236V235H141ZM172 236V235H171ZM236 236V235H235ZM255 236H257V235H255ZM167 237V236H166ZM179 237V236H178ZM192 237V236H191ZM195 237V236H194ZM206 237V236H205ZM219 237V236H218ZM233 237V236H232ZM240 237V236H239ZM43 238V237H42ZM45 238V237H44ZM169 238H171V237H169ZM168 238V239H169ZM176 238H177V236H176ZM183 238V237H182ZM195 238H197V237H195ZM214 238V237H213ZM229 238V237H228ZM231 238V237H230ZM244 238V237H243ZM259 238L261 239L262 237H260L259 236ZM174 239H175V236H174ZM202 239V238H201ZM207 239V238H206ZM211 239V238H210ZM217 239H219V238H217ZM221 239H223V238H221ZM234 239V238H233ZM236 239V238H235ZM238 239V238H237ZM236 239V240H237ZM249 239V238H248ZM103 240V239H102ZM192 240V239H191ZM203 240V239H202ZM242 240V239H241ZM246 240V239H245ZM256 240V239H255ZM168 241V240H167ZM166 241V242H167ZM172 241V240H171ZM170 241V239H169V242H171ZM181 241V240H180ZM186 241V240H185ZM233 241V240H232ZM257 241V240H256ZM165 242V243H166ZM174 241H172V243H173ZM178 242V241H177ZM177 242H174L175 244H177ZM183 242V241H182ZM196 242V241H195ZM206 242V241H205ZM211 241L209 240V243H210ZM218 241H216V243H217ZM223 242V241H222ZM221 242V243H222ZM151 243V242H150ZM165 243H163V245L165 244ZM191 243V242H190ZM239 243V242H238ZM259 243H262V242H259ZM168 244V243H167ZM174 244V245H175ZM180 244V243H179ZM179 244H178V246H179ZM184 244H186V246L187 245H189V244H187L186 242L184 243ZM184 244L182 243V244H180L181 246L183 245L184 246ZM194 243H191V245H193ZM224 244V243H223ZM226 244H227V242H226ZM229 244H231V243H229ZM228 244V245H229ZM263 244V243H262ZM126 245V244H125ZM166 245V244H165ZM170 245V244H169ZM211 245V244H210ZM236 245H237V242H236ZM250 245V244H249ZM257 245V244H256ZM168 245H166V247H167ZM177 246V245H176ZM199 246V245H198ZM221 246V245H220ZM264 246V245H263ZM161 247H163V246H161ZM172 247H174V246H172ZM214 247H217L216 246V244H215V246ZM230 247V246H229ZM252 247V246H251ZM262 247V246H261ZM261 247H260V249H261ZM54 247H53V245L52 246H49V248L48 249H46V250H44V257H45V260H47L48 259V257H49V255H51L52 254V252L54 251V250H52ZM136 248V247H135ZM181 248V247H180ZM207 248V247H206ZM205 248V249H206ZM212 248V247H211ZM219 248V247H218ZM223 248V247H222ZM228 248V247H227ZM231 248V247H230ZM233 248V247H232ZM253 248H254V246H253ZM256 248V247H255ZM152 249V248H151ZM168 249V248H167ZM171 249H173V248H171ZM146 250H148V249H146ZM150 250V249H149ZM154 250V249H153ZM216 250V249H215ZM221 250V249H220ZM227 250V249H226ZM256 250V249H255ZM151 251V250H150ZM168 251V250H167ZM172 251V250H171ZM193 251V250H192ZM204 252H205V250H203ZM253 251V250H252ZM120 252H124L123 253V255L121 256V253ZM164 252H166L165 251V249H164ZM188 252L189 251H187V252H185V251H182L181 252V250L179 249V247L178 248H176V247H174V251H172L171 253H169V251H168V253L169 254H166V256L167 255H169V256H171V257H169V256H165L166 258H170L169 260L172 262V260H173V262H175V264H177L176 262H178V264H182V263H180L179 261L180 260H183V261H185V263H183V264H191V262L193 261V260H191L190 258H189V255H188ZM208 252V251H207ZM231 252V251H230ZM248 252H249V250H248ZM157 253V252H156ZM220 253V252H219ZM225 253V252H224ZM257 253H258V251H257ZM171 254V255H170ZM217 254V253H216ZM261 254V253H260ZM254 255V254H253ZM33 256V255H32ZM149 256V257H150ZM162 256V255H161ZM160 256V257H161ZM215 256V255H214ZM249 256V255H248ZM216 257V256H215ZM214 257V258H215ZM222 257H223V255H222ZM204 258H205V256H204ZM160 259H162V258H160ZM249 259H250V257H249ZM255 259V258H254ZM263 259V258H262ZM163 260V259H162ZM164 260H166L167 261V259H164ZM169 260H168V262H165L164 264H168V263H171V262H169ZM243 260V263H244V258L242 259ZM258 260V259H257ZM60 261H62L64 264H65V256L64 255H60L59 256V258L56 260V262L55 263H58V262H60ZM237 261V260H236ZM253 261V260H252ZM205 263H206V260L204 261ZM238 262V261H237ZM251 262V261H250ZM255 262V261H254ZM259 262V261H258ZM264 262V261H263ZM193 263V262H192ZM161 264V263H160ZM174 264V263H173ZM195 264H196V262H195ZM198 264V263H197ZM202 264H203V262H202ZM257 264V263H256Z\"/></svg>",
	"mask_w": 264,
	"mask_h": 264
}]
</instances>
